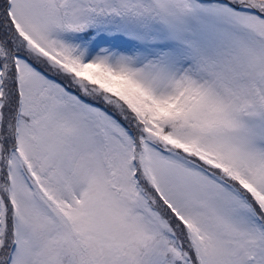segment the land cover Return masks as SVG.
<instances>
[{"label": "snow or ice", "instance_id": "snow-or-ice-1", "mask_svg": "<svg viewBox=\"0 0 264 264\" xmlns=\"http://www.w3.org/2000/svg\"><path fill=\"white\" fill-rule=\"evenodd\" d=\"M0 264H264V0H0Z\"/></svg>", "mask_w": 264, "mask_h": 264}]
</instances>
